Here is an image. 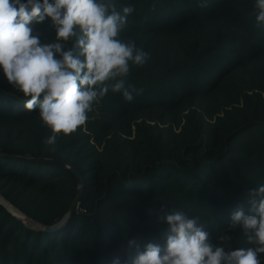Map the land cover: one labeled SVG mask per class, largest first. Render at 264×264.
<instances>
[{
	"label": "trees",
	"instance_id": "16d2710c",
	"mask_svg": "<svg viewBox=\"0 0 264 264\" xmlns=\"http://www.w3.org/2000/svg\"><path fill=\"white\" fill-rule=\"evenodd\" d=\"M255 3L117 0L118 10L134 9L118 39L134 41L149 58L143 66L130 65L125 78L142 92L126 101L109 90L101 98L109 103L107 113L95 114L96 102L88 113L96 140L113 129L103 142L107 149L115 144L117 157L114 171L98 186L96 164L80 168V160L61 158L66 147L88 142V134L76 136L82 126L51 152L46 140L52 130L38 108H25L27 98L0 68V181L23 182L24 192L2 185L0 190L30 217L52 224L78 192L73 167L84 180L79 200L86 208L48 231L27 226L0 203V264H112L115 258L131 264L129 257L146 244L166 246L168 226L158 221L161 205L197 217L213 244L223 237L226 249L252 246L241 228L229 231L228 225L238 208L248 213L247 191L264 184V100L251 103L253 93L264 88V25L256 21ZM31 27L43 41L55 40L50 18ZM139 110L150 111L141 117L143 125L152 120L158 127L163 121L170 129L155 147L150 132L143 131L156 162L131 168L133 162L125 159L136 157L125 153L115 123ZM124 121L129 129L134 122ZM130 240L136 242L131 248ZM259 258L264 264V254Z\"/></svg>",
	"mask_w": 264,
	"mask_h": 264
},
{
	"label": "clouds",
	"instance_id": "9594fccd",
	"mask_svg": "<svg viewBox=\"0 0 264 264\" xmlns=\"http://www.w3.org/2000/svg\"><path fill=\"white\" fill-rule=\"evenodd\" d=\"M255 8L257 23L264 25V0H256ZM133 10H118L117 0H0V68L27 98L25 108H38L52 130L46 143L55 144L58 135H71L85 125L93 104L109 90L122 93L126 101L143 91L126 85L125 78L130 65L143 66L148 54L134 41L118 39ZM46 18L55 28L53 42H41L31 27ZM246 203L248 213L235 210L228 230L241 228L251 247L226 249L223 237L213 244L197 217L161 205L158 221L168 226L166 246L146 244L129 257L131 264H261L264 184L247 191ZM128 243L131 248L136 242ZM112 264H120L119 258Z\"/></svg>",
	"mask_w": 264,
	"mask_h": 264
},
{
	"label": "rangeland",
	"instance_id": "374dc122",
	"mask_svg": "<svg viewBox=\"0 0 264 264\" xmlns=\"http://www.w3.org/2000/svg\"><path fill=\"white\" fill-rule=\"evenodd\" d=\"M51 32H55V28L51 29ZM54 39H50L48 40V42H53ZM41 42H45L41 39ZM250 93H252L251 91H249ZM253 97L251 99V103L253 104L255 102L256 99H260V100H264V88L261 90H256L253 93ZM106 100V99H105ZM102 100L99 99L96 102V106L95 109L96 112L95 114L101 116L103 114H106L107 112L104 110V108H107L109 103L106 100ZM103 111H101V110ZM150 113V111L148 110H139L131 115L125 116V119L123 120H131L132 117V121L134 120V122L132 123L131 128L129 129V127L126 125L125 121L123 122V120L115 123V129L116 128H120L121 131H119L121 138L119 139V142L123 143V148L125 150V153L130 155H133L136 157L135 160L130 161V158H126L125 162H133L132 165H130V167L132 168L135 165L144 168L147 165H153L155 161V158H157V156L153 155L152 156V152H151V145L152 146H160L161 143H164L165 138L167 137V133L169 132V123H165V122H160L158 127H154V123L155 121L149 120L146 122L147 125H143L144 122L143 118H141L143 115ZM218 115H223V112H220ZM131 116V117H130ZM147 116V115H145ZM136 119H134V118ZM166 118V117H165ZM215 118V116L213 117ZM210 121H213V119H211ZM31 124V122H30ZM183 124V122L180 124V126H174V131L173 132H179L181 129V125ZM148 125H151L153 127H150ZM88 123L86 121L85 125L82 126V132L77 133V137H81L82 133H86L88 134L89 140L88 142L83 141L81 144L75 145V146H69L66 147L64 149V151H62L61 153V158L66 159L68 161L71 162H75L77 160H80V168H85L87 166H95L93 164H96V170L94 169V173H96V180H97V186L99 185L100 182H104L105 180H107V178L109 177V175L111 174V172L114 171L115 169V164L114 162L117 160L116 155L113 154V149H114V145L115 144H110L108 145V149L104 148L105 147V143L103 142L105 140V138L110 137L113 134V129L111 128L110 131H105L102 132L101 134L104 133V137L102 138V141L96 140L95 139V133L93 132V130H89L88 129ZM158 128V129H156ZM150 129V130H149ZM147 130L149 135L152 136V138L155 140V142L151 143V145H149L148 143H146V141H144V133L143 131ZM74 134V133H72ZM65 136L63 134L58 135L57 141L55 144H48L49 149H51L53 152L54 150H57L61 147L62 143L69 137ZM73 136V135H71ZM22 139H26V137H23ZM119 142H115L116 144ZM85 145L84 149H81L82 146ZM107 149V150H106ZM101 153V154H100ZM87 154H91V157H86ZM93 157V158H92ZM91 158V159H90ZM94 160L96 161V163H94ZM115 160V161H114ZM102 182V183H103ZM23 182H7L5 181V179L0 181V186H5L3 189L8 190L10 188H14L16 189V191H19L20 194L24 192L22 184ZM13 184V185H12ZM19 184V185H18ZM79 188V187H78ZM0 193H2V190H0ZM78 193V192H77ZM4 195V194H3ZM5 196V195H4ZM77 196V194L74 196V198ZM81 196V195H80ZM6 197V196H5ZM7 198V197H6ZM73 198V199H74ZM80 198V197H79ZM8 199V198H7ZM73 201V200H72ZM72 204V203H71ZM76 211L77 212H85L86 208L82 205L81 201L79 200V202L77 203L76 206ZM245 244L244 243V248H245Z\"/></svg>",
	"mask_w": 264,
	"mask_h": 264
},
{
	"label": "water",
	"instance_id": "95a60500",
	"mask_svg": "<svg viewBox=\"0 0 264 264\" xmlns=\"http://www.w3.org/2000/svg\"><path fill=\"white\" fill-rule=\"evenodd\" d=\"M71 169L76 173L78 182H79V188L77 196L73 199L72 204L66 211V213L56 222L52 224H43L34 218L30 217L28 214H26L24 211H22L19 207L14 205L10 200H8L3 194L0 193V203L7 208L8 211H10L14 216H16L18 219H20L23 223H25L27 226L31 228H35L38 230H58L61 227H63L68 220L72 217L74 212L76 211L77 203L79 202V197L82 195L84 190V180L81 175V173L71 167Z\"/></svg>",
	"mask_w": 264,
	"mask_h": 264
}]
</instances>
